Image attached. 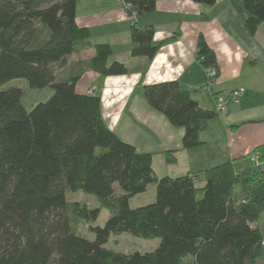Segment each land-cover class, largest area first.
I'll return each instance as SVG.
<instances>
[{"label": "trees", "instance_id": "1", "mask_svg": "<svg viewBox=\"0 0 264 264\" xmlns=\"http://www.w3.org/2000/svg\"><path fill=\"white\" fill-rule=\"evenodd\" d=\"M121 1L133 19L156 3ZM76 2L0 0V264H183L188 258L191 264H255L263 246V234L252 225L264 212L261 166L235 171L232 161L216 164L204 170L201 188L191 173L157 177L152 154L138 152L108 128L100 96L76 91L78 74L56 78L67 57L87 47L94 49L87 67L104 76L127 73L122 62L107 64L108 43H90L88 29L76 24ZM239 4L252 35L264 20V0ZM153 34L152 26L132 23L131 55L151 59L158 49ZM197 59L204 68L215 67L202 35ZM14 78L53 92L26 110L19 87L2 88ZM142 94L172 125L184 128V148L201 144L199 133L214 112L200 107L175 80L144 85ZM114 183L121 190L116 197ZM151 183L155 200L130 207L129 199ZM236 184L246 196H234ZM77 190L112 210L102 226L89 227L93 239L77 233V225L95 220L99 208L67 201L66 191ZM122 232L157 237L159 244L128 254L104 247L111 233Z\"/></svg>", "mask_w": 264, "mask_h": 264}, {"label": "crops", "instance_id": "2", "mask_svg": "<svg viewBox=\"0 0 264 264\" xmlns=\"http://www.w3.org/2000/svg\"><path fill=\"white\" fill-rule=\"evenodd\" d=\"M244 19L239 0H215L210 5L156 0L154 10L134 19L121 0H77L76 24L88 29L90 43H108L107 64L122 62L127 73L104 76L87 67L94 55V49L87 47L71 53L56 70V78L65 80L78 74L76 91L100 96L108 128L138 152L151 153L157 177L191 173L195 186L201 188L205 169L232 161L235 171H241L253 166L250 154L254 150L264 153V20L251 35ZM132 23L154 28L152 43L158 49L151 59L131 55ZM199 35L215 56L218 76L211 89L205 85L204 67L197 59ZM168 80L177 81L200 107L215 113L199 133L201 144L196 147L184 148V128L172 125L143 97L144 85ZM233 89L240 90L239 102L225 113L217 112L212 93ZM168 152L172 162L166 159ZM260 166L264 171V158ZM236 186L238 192L234 193ZM233 194L244 197L247 191L236 184ZM255 264H264L263 246Z\"/></svg>", "mask_w": 264, "mask_h": 264}, {"label": "rangeland", "instance_id": "3", "mask_svg": "<svg viewBox=\"0 0 264 264\" xmlns=\"http://www.w3.org/2000/svg\"><path fill=\"white\" fill-rule=\"evenodd\" d=\"M126 9V8H125ZM10 86L19 87L22 90L21 102L26 110H30L35 104L39 102L46 101L52 94L53 90L50 86L35 89L30 88L24 78H14L9 80L8 82L2 85V88H7ZM114 194L116 197L121 193L117 183L113 184ZM155 183H151L148 185L145 191L138 193L132 196L129 199L130 207H137L140 205L148 204L155 200ZM237 186L234 189V193H237ZM65 198L67 201H77L81 205H85L89 208H99V214L95 220L91 222H80L77 225V233L81 234L83 237L88 239H93L94 234L89 229L90 226H102L107 218L112 214V210L103 206L98 198L91 194L84 192L82 190L77 191H66ZM253 226H257V228L264 233V212L261 213L259 218L252 223ZM264 242V241H263ZM159 244V238H142L134 236L128 232L122 233H111L108 237V240L104 244V247L108 249H112L116 252L122 253H132L134 251L146 252L155 249ZM263 253H264V245H263ZM183 264H191V260L185 259Z\"/></svg>", "mask_w": 264, "mask_h": 264}, {"label": "built area", "instance_id": "4", "mask_svg": "<svg viewBox=\"0 0 264 264\" xmlns=\"http://www.w3.org/2000/svg\"><path fill=\"white\" fill-rule=\"evenodd\" d=\"M126 8H128V5H126ZM135 14L132 13V16H134ZM205 71V76H206V87L207 89H211L212 83L215 80V78L217 77V69L213 66L210 67H206L204 68ZM240 90L238 89H233V90H228V91H221V92H217V93H212L215 103H216V109L217 112H221V113H225L229 106L231 104H236L239 102L240 99ZM261 153L260 151L254 150L251 154H250V160L252 161L253 166H260L261 165Z\"/></svg>", "mask_w": 264, "mask_h": 264}]
</instances>
